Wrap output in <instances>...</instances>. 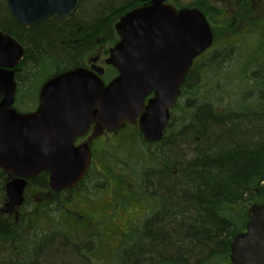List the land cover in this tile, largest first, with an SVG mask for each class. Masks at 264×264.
I'll list each match as a JSON object with an SVG mask.
<instances>
[{"label":"trees","instance_id":"16d2710c","mask_svg":"<svg viewBox=\"0 0 264 264\" xmlns=\"http://www.w3.org/2000/svg\"><path fill=\"white\" fill-rule=\"evenodd\" d=\"M125 4L82 0L69 21H51L25 32L27 56L33 62L73 65L109 32ZM199 5L193 4L207 12ZM2 16L6 13L0 0ZM239 42L232 59L231 49L217 48L205 53L206 61L194 62L181 88L183 103L176 102L160 143L146 142L131 128L121 141L103 147L102 178L90 181L87 189H100L105 179L112 202L101 208V215L98 205L85 209L95 227L84 231V239L77 241L60 228L46 231L45 221L65 222L44 210L27 218L36 231L24 235L22 256L0 258V264H91V258L104 264L109 254L116 256L107 221L122 211L134 218L115 232L120 264L125 259L127 264H230V244L245 230L248 207L264 202V62H252L255 50ZM232 79L233 89L223 91L229 99L218 106L213 90Z\"/></svg>","mask_w":264,"mask_h":264},{"label":"water","instance_id":"95a60500","mask_svg":"<svg viewBox=\"0 0 264 264\" xmlns=\"http://www.w3.org/2000/svg\"><path fill=\"white\" fill-rule=\"evenodd\" d=\"M165 1L151 0L116 22L120 40L109 50L106 63L117 71V76L108 83L98 76L102 68L97 70L98 75L76 68L55 75L41 86L37 112L17 114L11 108L3 109L0 168L19 178L7 190L11 205L21 203L24 177L42 170L49 173V184L55 192L81 181L90 163L89 146H75L74 142L92 123L111 132L119 124L139 117V130L145 141L162 139L170 110L193 61L213 41L203 13L196 8L176 9ZM8 4L16 20L35 24L54 14L59 18L70 16L78 0H9ZM22 54V48L13 39L0 33L1 66L13 67ZM2 74L6 84L1 106L9 107L15 84L12 72ZM150 94L153 97L145 104ZM49 125L59 136L51 141L39 136ZM5 136L9 139L3 140ZM3 146L8 147V152H4ZM246 214L245 230L235 235L230 244V262L264 264V202L251 204Z\"/></svg>","mask_w":264,"mask_h":264},{"label":"flooded vegetation","instance_id":"af4514ba","mask_svg":"<svg viewBox=\"0 0 264 264\" xmlns=\"http://www.w3.org/2000/svg\"><path fill=\"white\" fill-rule=\"evenodd\" d=\"M8 1L9 0H2L3 9L9 21L7 20L6 16L0 17V33L4 37L13 39L22 48L23 54L19 62H16L11 68L5 65H0V116L3 114V109L9 108L13 109L17 114H33L37 112L39 107V92L41 86L50 78L64 71L76 68H84L93 75H98L97 70L102 68L103 72L98 76L105 84L116 77L117 71L111 65L106 63L109 57V50L114 47L120 40V37L115 29V24L124 14L136 7L147 5L151 0H125L126 4L123 6L124 9L118 13L117 18L113 20V22L111 21L112 27L109 29V32L105 36H103L100 40H96L94 44L89 46V48L83 50L78 55L76 62L73 65H66L64 67H62L61 65V67H59L60 64L54 62L55 69L52 74L48 75L49 77L46 80L42 81L37 89L34 90L32 83L34 81L35 74L40 69L41 65L40 62H33L30 57L27 56L28 44L24 37L25 32H28L34 28H38L39 26H43L44 24L51 21H56L59 23L69 21L77 13L80 4H82V0H78L77 8L70 16L59 18L56 14H54L47 19L35 24H24L16 20L9 9ZM175 2L176 0H167L164 3L172 5L176 9L186 7L197 8L198 10H200L198 7L193 5L177 7L175 5ZM224 5L225 8H228V12L226 11L218 17L211 16L212 13H207L200 10L206 17L213 35L212 45L207 50V52L217 50V48H213L215 39L213 31L214 27L216 25H219V23H221L222 21H227V23L231 26L233 25V23H237V19L240 17L241 22L239 24L242 25V29H239V31H241L239 37L241 43L245 45V49L247 48V50L254 49L256 47V56L260 58V62H264V0H226ZM231 8H238L239 10H241V13L238 15ZM24 11L28 12L26 10ZM253 13H256V15L253 16ZM220 48L231 49V59L235 56L233 51L237 49L234 42L223 44L222 46L218 47V49ZM205 52L195 58L193 62H203L202 59L205 56ZM249 59V57H245L244 61L249 62ZM254 59L252 62H254ZM4 63L8 65L12 62ZM2 71L6 73L12 72L11 77L12 81L15 84L13 102L9 107L1 106L4 103L5 99L4 90L6 84V80H2ZM151 97H153V94H150L146 98L145 104ZM173 109L174 107L170 110V122L172 121L173 117ZM138 120L139 117L132 122L121 123L113 130V132L122 125L129 124L133 125L132 128L137 129L141 134L139 130ZM169 126L170 125H167L164 135L166 134ZM109 133L110 132H108L104 128V126L98 123H92L89 129L84 134L75 138V146L81 144H87L89 146L90 164L87 167L83 179L88 174V172L91 171L90 166L93 162L94 155L92 146L101 138H103V136L108 135ZM39 136H42L43 139H48L49 141H51L52 138L55 139V137H59L56 136V132L53 131L51 125L48 126L47 131L43 130V132H41ZM8 139L9 137L5 136L3 140ZM7 148L8 147L3 146L4 152H8ZM17 176L18 175H15L11 171L0 168V258L4 259H17L18 257L20 258L22 256L24 252V235L28 234L29 232L31 234L36 231V229L29 221V219H32L30 218L31 216L40 214L39 211H41L42 213V211L47 210L50 218L58 219L57 210L59 209L57 208V203L53 202V200L50 202H39L41 201V198H37V195L42 196L40 194H52V199H55L54 197L56 196L58 202H63L71 199L73 192H81L83 190L82 187L81 189L79 187L83 180L82 179L77 185L73 187L55 192L51 189L49 184V173L46 170H42L36 175L24 177L26 185L22 192L21 203L11 205L7 190L11 187L10 185L14 181L19 179ZM34 201H37L38 203H35ZM64 204V202L61 203V206L65 208ZM85 214L86 215L83 216V218H85V222L90 221L88 219V213ZM28 217L29 219L27 220ZM12 263L13 261H11V264Z\"/></svg>","mask_w":264,"mask_h":264},{"label":"rangeland","instance_id":"374dc122","mask_svg":"<svg viewBox=\"0 0 264 264\" xmlns=\"http://www.w3.org/2000/svg\"><path fill=\"white\" fill-rule=\"evenodd\" d=\"M127 1V0H126ZM225 2L226 0H176L175 5L177 7H182V6H189V5H193V4H199L200 3V7H202L204 10L207 11V13H212L211 16H220L223 13H225L228 8H225ZM230 9V8H229ZM232 10L235 11L236 14H240L241 10H239L238 8H231ZM264 10V9H263ZM228 12V11H227ZM253 16L256 15V13L252 14ZM264 20V18H263ZM241 22L240 17L237 19V23H233V25H223L221 26L216 25L213 29L214 31V47L213 48H218L220 46H222L223 44H227L228 42H234L236 44V47H239V44L241 41L239 34L241 31H239V29H242V25L239 24ZM218 46V47H217ZM242 47H245V45L243 43H241ZM255 50V55H254V62H260V58L256 56V47L253 49ZM252 54V53H251ZM243 57V55H242ZM202 61H206V58L204 57L202 59ZM226 62V61H225ZM229 62V61H228ZM40 69L37 71V73L35 74L34 77V81L32 83L33 85V90L37 89V87L40 85V83L44 80H46L50 75L52 74V72L55 69V63L54 61L50 60V59H46L42 62H40ZM225 65V64H224ZM211 72H215V71H211ZM216 73V72H215ZM201 74V72H200ZM217 74V73H216ZM204 75L206 77H209L211 75L210 71L204 73ZM200 78H203L201 76H199ZM233 80V79H232ZM218 81V78H217ZM235 85V81L233 80V83L229 82H222L221 86H219L218 88H216V90H213V94L211 97L212 100L214 102H219L218 106H220L221 104H223L225 102V99H229L227 97H225L224 94V90L228 89H233ZM226 89H225V88ZM180 104L183 103V99H179ZM228 102V101H227ZM181 109V108H180ZM179 109V111H180ZM176 110V109H174ZM173 110V113H174ZM179 111H175V112H179ZM180 116H184V112L180 113ZM171 125V123H170ZM133 125H129V124H124L121 127L117 128L116 131L114 132H110L108 135L103 136V138H101L98 142H96L92 147H93V151H94V155H93V162L90 166L91 171L90 173L84 178V185L86 184V187L83 191L81 192H73L72 194V198L67 200V201H63L65 204V208L61 206V203L63 202H58L56 196L54 197L55 199H52L53 195L52 194H46L43 196H38L37 198H41V201L39 202H50L53 200V202L57 203V208L59 210H57L58 212V219L65 222L62 225H58L57 221H54L53 224L45 221V230L49 231L52 230L54 228H60L63 230H66L69 232V234H72V238H75V240L80 241L82 239H84V231L88 228H94L95 226L90 223V222H85V218H83V216H85L86 214L84 213L85 209L89 206V205H98V214L101 215L103 210H101V208H103L104 206H106L107 204L112 202V197L111 194L108 192L109 189L107 187V183L105 185V179L103 181L102 187L99 189L97 188V190H93V188H88L89 182L91 181L94 182L97 179H101V168H103L106 164L105 159L102 156V150L103 147H109L110 144H116L119 141L122 140V138L124 137V135L129 132L131 130ZM136 151V150H135ZM141 153V146L138 144V150L137 153ZM97 175H99L97 177ZM90 186V185H89ZM91 187V186H90ZM36 198V199H37ZM35 202V201H34ZM35 203H38L37 201ZM45 208V207H43ZM41 212V211H39ZM133 213H129L127 211H122V212H118L116 215H114V213L112 214V216L108 219V223H107V233L109 234V246L112 248V250L115 252L116 256L114 258V256L112 254H109V257H107V259L104 261V264H117L120 262L117 261V256L119 255V251L116 252V248L115 245L117 243L118 235L117 233H115L116 231H121L124 228L127 227V225L130 223V220L134 218V216L132 215ZM141 215V213L138 214V217ZM110 216V215H109ZM91 220V219H90ZM138 221H134V223L136 224ZM97 228L94 229V231ZM117 236V239H116ZM92 239V238H91ZM92 241L94 243H97V241L93 238ZM92 242V245H94ZM88 245L90 246V242H87ZM119 244V243H118ZM84 245H81V248H83ZM96 247V245H95ZM105 251V250H104ZM113 253V252H112ZM92 263L91 264H103L100 261H97L94 258H91ZM104 260V259H102ZM122 264H127V260L125 259L123 261Z\"/></svg>","mask_w":264,"mask_h":264}]
</instances>
